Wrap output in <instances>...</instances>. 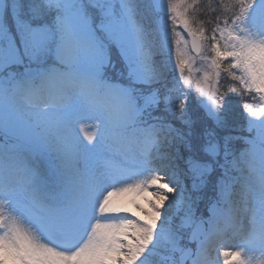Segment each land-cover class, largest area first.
Wrapping results in <instances>:
<instances>
[{
	"label": "snow or ice",
	"instance_id": "1",
	"mask_svg": "<svg viewBox=\"0 0 264 264\" xmlns=\"http://www.w3.org/2000/svg\"><path fill=\"white\" fill-rule=\"evenodd\" d=\"M0 264H264V0H0Z\"/></svg>",
	"mask_w": 264,
	"mask_h": 264
},
{
	"label": "rangeland",
	"instance_id": "2",
	"mask_svg": "<svg viewBox=\"0 0 264 264\" xmlns=\"http://www.w3.org/2000/svg\"><path fill=\"white\" fill-rule=\"evenodd\" d=\"M201 2L206 5L208 3V0H201ZM121 64L119 61H117L116 63V67L115 69L112 70V74L115 76L116 73L121 70ZM230 86H232V88H229ZM235 86V87H234ZM223 87L225 89H237V91H228L227 95L229 97V99L231 100V102L236 105L237 103H239L242 106V103L245 99H247V97H244L243 95H241L239 93V89H238V85L236 84V82L231 81V80H224L223 81ZM253 103H256L255 101H253ZM191 106V104H190ZM129 207H131V205H129ZM133 211H135V209H132ZM213 257H215V253H213Z\"/></svg>",
	"mask_w": 264,
	"mask_h": 264
},
{
	"label": "trees",
	"instance_id": "3",
	"mask_svg": "<svg viewBox=\"0 0 264 264\" xmlns=\"http://www.w3.org/2000/svg\"><path fill=\"white\" fill-rule=\"evenodd\" d=\"M235 87V86H234ZM229 88H232V86H230Z\"/></svg>",
	"mask_w": 264,
	"mask_h": 264
}]
</instances>
